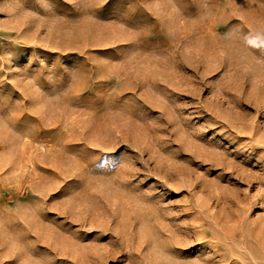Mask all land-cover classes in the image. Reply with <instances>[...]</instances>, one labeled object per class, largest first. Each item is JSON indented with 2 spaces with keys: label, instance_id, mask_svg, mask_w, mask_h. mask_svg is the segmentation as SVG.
Returning a JSON list of instances; mask_svg holds the SVG:
<instances>
[{
  "label": "clouds",
  "instance_id": "1",
  "mask_svg": "<svg viewBox=\"0 0 264 264\" xmlns=\"http://www.w3.org/2000/svg\"><path fill=\"white\" fill-rule=\"evenodd\" d=\"M0 264H264V0H0Z\"/></svg>",
  "mask_w": 264,
  "mask_h": 264
}]
</instances>
